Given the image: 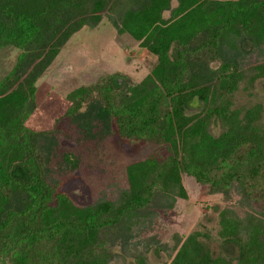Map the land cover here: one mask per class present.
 <instances>
[{
	"label": "trees",
	"instance_id": "16d2710c",
	"mask_svg": "<svg viewBox=\"0 0 264 264\" xmlns=\"http://www.w3.org/2000/svg\"><path fill=\"white\" fill-rule=\"evenodd\" d=\"M102 18L154 60L136 83L115 75L73 91L63 117L80 140L111 137L151 152L124 167L113 196L78 205L60 177L78 170L79 157L60 151L58 128L24 123L36 80L72 34ZM5 47L18 54L0 79V262L108 264L136 236L133 221L186 198L182 174L224 201L264 200L261 106L231 108L241 84L264 78V0H0ZM191 103L197 111L187 114ZM217 219L215 233L175 237L168 264H264V207L242 217L225 207ZM213 239L234 256H212ZM144 242L168 249L154 236ZM147 247L132 264H145Z\"/></svg>",
	"mask_w": 264,
	"mask_h": 264
},
{
	"label": "rangeland",
	"instance_id": "374dc122",
	"mask_svg": "<svg viewBox=\"0 0 264 264\" xmlns=\"http://www.w3.org/2000/svg\"><path fill=\"white\" fill-rule=\"evenodd\" d=\"M18 50L12 47L0 49V79L13 66ZM154 58L140 49L127 35L117 34L105 18L92 29L82 27L71 35L34 83V110L24 125L32 131H49L58 128L60 151L79 157L78 170L60 177L64 191L74 204L85 205L95 200L101 192L114 195L117 188L125 187L124 167L145 158L151 151L147 146L117 144L111 137L103 141L80 140L76 129L63 117L69 106L73 91L113 81V76L140 81L149 71ZM255 104L261 106L260 120L264 125V78L256 81L252 88L241 84L232 96L231 108L244 110ZM188 113L197 111L194 103ZM218 127H212L213 134ZM185 191L184 200L175 199L173 207L163 213L156 212L146 221H133L130 230L134 235L108 264H132L133 257L143 253L148 246L144 239L154 236L159 246L150 244L145 252V264H168L172 253L169 248L175 237L185 238L189 233L206 229L215 233L217 215L230 207L236 216L255 213L264 207V200L250 205L237 203V196L224 201L220 195H207L205 187L198 185L185 174L180 177ZM150 221L149 226L147 222ZM143 241V242H142ZM208 249L212 256H234L232 248L210 240ZM5 262V261H4ZM0 264H6L0 262Z\"/></svg>",
	"mask_w": 264,
	"mask_h": 264
}]
</instances>
